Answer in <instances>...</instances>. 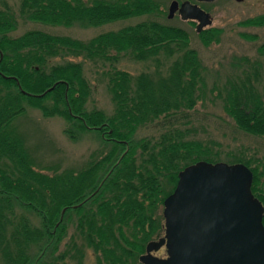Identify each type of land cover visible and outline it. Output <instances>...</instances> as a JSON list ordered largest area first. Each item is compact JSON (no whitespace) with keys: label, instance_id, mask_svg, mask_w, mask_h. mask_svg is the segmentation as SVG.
Masks as SVG:
<instances>
[{"label":"trees","instance_id":"1","mask_svg":"<svg viewBox=\"0 0 264 264\" xmlns=\"http://www.w3.org/2000/svg\"><path fill=\"white\" fill-rule=\"evenodd\" d=\"M138 15L145 17L88 39L41 28L12 33L18 16L51 25L95 26ZM170 20L159 0H19L17 12L0 0L3 264H66L67 258L81 264L88 247L95 254L93 264H144L140 255L148 242L154 234H165V216L155 212L156 205L173 191L179 171L199 160L246 164L253 174L251 191L264 207L260 162L251 164L240 154L221 159L201 139L186 136L189 128L179 119L197 102L204 64L190 45V31ZM240 23L264 25V12ZM195 31L204 44L221 35L217 26ZM256 49L254 59L239 57L242 68L226 79L218 96L239 129L264 137V41ZM122 57L151 61L155 68L132 74L117 65ZM85 59L102 64L111 112L87 107L91 85ZM27 105L65 118L64 132L72 139L98 131L104 147L77 171H44L32 161L15 126ZM150 123H161L160 131L137 136ZM16 206L34 211L39 224ZM68 220L75 221V233L59 250Z\"/></svg>","mask_w":264,"mask_h":264},{"label":"rangeland","instance_id":"2","mask_svg":"<svg viewBox=\"0 0 264 264\" xmlns=\"http://www.w3.org/2000/svg\"><path fill=\"white\" fill-rule=\"evenodd\" d=\"M7 1L17 12L19 0ZM159 1L164 6L166 15L171 0ZM196 2L212 17L211 24L206 27H220L221 35L219 41L204 44L195 31V21L191 23L190 19H182L178 13H175L170 20L183 25L190 31V45L197 50L204 64V85L198 90L197 102L193 108L188 110V116L182 117L179 122L181 126L189 128L186 136L201 139L212 150L217 151L221 159L232 158L233 154H240L251 159V164L260 162L257 173L264 189V137L239 129L232 117L224 110L222 99L218 96L219 88L226 79L235 76L242 68L239 57L246 54L254 59L257 56L256 47L264 41V25H244L240 23V20L264 12V0H197ZM144 17L145 15L131 16L95 26L78 24L65 26L44 24L18 16L17 26L12 33L19 34L27 29L41 28L53 33L88 39L101 31L116 29ZM242 33L255 35V37H247ZM74 58L82 59L81 57ZM83 63L91 85V93L86 102L87 107L95 106L111 112L113 105L106 87V79L101 71L102 64L90 59L83 60ZM116 63L132 74L155 68L154 62L134 60L128 57H122ZM14 122L32 156V161L44 171L52 172L64 168L77 171L91 159L92 154L104 147L102 134L98 131L87 130L77 139H72L64 132L65 118L59 115H43L41 110L35 106L27 105L25 112L18 115ZM161 126V123L158 125L150 123L139 128L137 136L155 135L160 131ZM16 209L25 213L33 223L39 224L40 218L34 211L18 206ZM155 212L162 214L163 202L156 205ZM74 233L75 221L68 220L67 232L59 244V250L65 247L64 243ZM153 236L155 238L159 235L154 234ZM30 251L35 253L36 248L32 247ZM164 253V247L152 250V254L157 256H162ZM66 261V264H77L76 258H67ZM94 261L95 254L92 249L85 248L81 264H93ZM0 264H3L1 256Z\"/></svg>","mask_w":264,"mask_h":264},{"label":"water","instance_id":"3","mask_svg":"<svg viewBox=\"0 0 264 264\" xmlns=\"http://www.w3.org/2000/svg\"><path fill=\"white\" fill-rule=\"evenodd\" d=\"M177 10L197 20V31L212 22L196 2L171 0L167 17ZM252 176L242 162L199 160L180 170L163 200L165 234L148 242L143 263L264 264V207L251 191ZM162 243L165 257L150 252Z\"/></svg>","mask_w":264,"mask_h":264},{"label":"flooded vegetation","instance_id":"4","mask_svg":"<svg viewBox=\"0 0 264 264\" xmlns=\"http://www.w3.org/2000/svg\"><path fill=\"white\" fill-rule=\"evenodd\" d=\"M179 1V0H178ZM182 0H180L179 2H181ZM190 1H192V2H196V1H194V0H190ZM198 1H211V0H198ZM197 3V2H196ZM200 5V4H199ZM201 6V5H200ZM202 7V6H201ZM203 8V7H202ZM204 9V8H203ZM175 13H178L179 14V16H180V12L177 10ZM182 19H184V18H182ZM186 19H190L191 21H195V26H196V23H197V20H195V19H191V18H186ZM206 27V26H205ZM204 27V28H205ZM162 235H164V232H163V234ZM161 234L159 235V236H157V237H155L153 240H151V241H154V240H158L160 237H163ZM161 247H164V249H165V253H164V255H162V256H160V257H165L166 255H167V252H166V247H165V245H164V243H162V245H160V248ZM152 250L153 249H151L150 250V252L152 253Z\"/></svg>","mask_w":264,"mask_h":264}]
</instances>
